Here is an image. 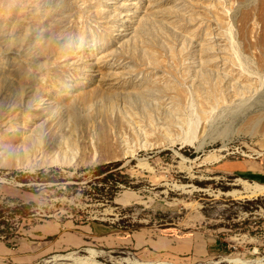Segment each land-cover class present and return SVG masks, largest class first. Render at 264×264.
I'll use <instances>...</instances> for the list:
<instances>
[{"label":"rangeland","instance_id":"rangeland-1","mask_svg":"<svg viewBox=\"0 0 264 264\" xmlns=\"http://www.w3.org/2000/svg\"><path fill=\"white\" fill-rule=\"evenodd\" d=\"M256 185L264 0H0L1 241L53 219L85 242L33 264H264Z\"/></svg>","mask_w":264,"mask_h":264},{"label":"crops","instance_id":"crops-1","mask_svg":"<svg viewBox=\"0 0 264 264\" xmlns=\"http://www.w3.org/2000/svg\"><path fill=\"white\" fill-rule=\"evenodd\" d=\"M22 234L12 245L0 240V264H33L49 253L79 248L85 242L84 233H70L64 223L53 219L28 226Z\"/></svg>","mask_w":264,"mask_h":264},{"label":"trees","instance_id":"trees-1","mask_svg":"<svg viewBox=\"0 0 264 264\" xmlns=\"http://www.w3.org/2000/svg\"><path fill=\"white\" fill-rule=\"evenodd\" d=\"M119 164V162H111V163H108V164H104V165H99V166H96L94 168V173L95 175L99 176L101 175L102 173L104 172H107L109 171L111 168L117 166ZM40 174H43V171H40L39 172ZM25 183V180L22 179ZM48 181V178L47 177H42L41 178V182H47ZM113 181V175L111 173H108L106 175H104L102 178L98 179V182L102 185H107V184H110V188H116L117 189V186H118V182H112ZM123 184H125L126 182H121ZM96 189V187H95ZM101 189V188H100ZM99 189V190H100ZM112 199V196L109 198V200ZM7 209V208H6ZM16 209V210H15ZM14 209V211L18 212L20 215H23V214H26L25 212V209H26V205L24 204H19L16 208ZM5 209H0V215L4 212ZM28 214V213H27ZM8 244V243H6Z\"/></svg>","mask_w":264,"mask_h":264},{"label":"bare ground","instance_id":"bare-ground-1","mask_svg":"<svg viewBox=\"0 0 264 264\" xmlns=\"http://www.w3.org/2000/svg\"><path fill=\"white\" fill-rule=\"evenodd\" d=\"M255 189L258 190V191H264V186H260V185H256L255 186ZM87 257H73V254L69 253L67 255H55L53 257V259H57V260H60V259H68V258H72L73 261L75 260L76 262H80L82 264H87L88 262V258H94L95 256H97L98 252L94 249H87ZM230 260V259H229ZM237 260V259H236ZM122 263H125V264H172V263H168V262H161V261H139V260H131V259H128V258H124V259H121L120 260ZM47 262V261H46ZM90 262V261H89ZM230 262H232V260H230ZM229 262V263H230ZM240 263V262H239ZM238 263V264H239ZM90 264H100V263H97L95 261H91ZM233 264V263H231ZM237 264V263H235Z\"/></svg>","mask_w":264,"mask_h":264},{"label":"water","instance_id":"water-1","mask_svg":"<svg viewBox=\"0 0 264 264\" xmlns=\"http://www.w3.org/2000/svg\"><path fill=\"white\" fill-rule=\"evenodd\" d=\"M200 148H197L196 150H199Z\"/></svg>","mask_w":264,"mask_h":264}]
</instances>
